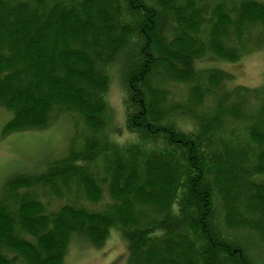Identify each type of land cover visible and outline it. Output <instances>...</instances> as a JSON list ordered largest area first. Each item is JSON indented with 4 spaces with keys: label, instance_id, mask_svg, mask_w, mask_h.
<instances>
[{
    "label": "trees",
    "instance_id": "16d2710c",
    "mask_svg": "<svg viewBox=\"0 0 264 264\" xmlns=\"http://www.w3.org/2000/svg\"><path fill=\"white\" fill-rule=\"evenodd\" d=\"M254 50L261 0H0L2 136L69 123L58 156L2 184L0 264H62L111 229L126 264H264V84L196 65Z\"/></svg>",
    "mask_w": 264,
    "mask_h": 264
},
{
    "label": "rangeland",
    "instance_id": "374dc122",
    "mask_svg": "<svg viewBox=\"0 0 264 264\" xmlns=\"http://www.w3.org/2000/svg\"><path fill=\"white\" fill-rule=\"evenodd\" d=\"M196 65L198 68H220L234 77V84L246 88L254 89L264 84V50L243 54L234 63L207 56L197 61ZM110 78L106 100L112 115L113 136L120 142L131 140L132 137L123 131L124 92L116 70H112ZM9 119L10 114L0 108V189L11 175L34 171V167L41 166L40 163L46 159L58 156L69 131V123L61 119L47 130L23 131L3 137L2 129ZM184 127L187 128L186 124ZM250 180L255 184L264 185V175L253 176ZM126 262L125 242L117 231L111 229L99 249L79 237H73L62 264H126Z\"/></svg>",
    "mask_w": 264,
    "mask_h": 264
}]
</instances>
